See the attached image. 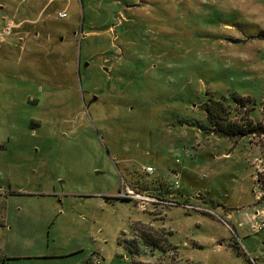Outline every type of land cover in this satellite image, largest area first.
Listing matches in <instances>:
<instances>
[{"label": "rangeland", "instance_id": "obj_1", "mask_svg": "<svg viewBox=\"0 0 264 264\" xmlns=\"http://www.w3.org/2000/svg\"><path fill=\"white\" fill-rule=\"evenodd\" d=\"M4 20V264H264V135L216 131L264 125V0H0Z\"/></svg>", "mask_w": 264, "mask_h": 264}, {"label": "trees", "instance_id": "obj_2", "mask_svg": "<svg viewBox=\"0 0 264 264\" xmlns=\"http://www.w3.org/2000/svg\"><path fill=\"white\" fill-rule=\"evenodd\" d=\"M216 131H218V133L220 134H224L231 137L243 136L248 134L264 135V125L261 122L248 123V125H238V124L230 123L229 125H226L224 128H217ZM5 260H6L5 256L3 255L0 256V264H4ZM134 264H148V263L138 261L135 262Z\"/></svg>", "mask_w": 264, "mask_h": 264}, {"label": "built area", "instance_id": "obj_3", "mask_svg": "<svg viewBox=\"0 0 264 264\" xmlns=\"http://www.w3.org/2000/svg\"><path fill=\"white\" fill-rule=\"evenodd\" d=\"M66 16H67L66 11H63V12L59 13V17H66ZM12 23H7L0 29V41L4 40L7 36H9L11 34V32L13 30V27L16 26V25H14ZM262 225L263 226H258V228L262 229V227H264V222L262 223ZM97 263L98 262H95L94 264H97Z\"/></svg>", "mask_w": 264, "mask_h": 264}, {"label": "crops", "instance_id": "obj_4", "mask_svg": "<svg viewBox=\"0 0 264 264\" xmlns=\"http://www.w3.org/2000/svg\"><path fill=\"white\" fill-rule=\"evenodd\" d=\"M64 10H62L61 12H63ZM67 13V12H66ZM58 16H59V14H58ZM68 16V15H67ZM66 16V17H67ZM60 18H65V17H60ZM16 23L15 21H13V20H9V21H6V20H4V23H3V25H5V24H7V23ZM22 24V22H17L16 23V25H19V27H20V25ZM229 216H232L230 213H229Z\"/></svg>", "mask_w": 264, "mask_h": 264}, {"label": "water", "instance_id": "obj_5", "mask_svg": "<svg viewBox=\"0 0 264 264\" xmlns=\"http://www.w3.org/2000/svg\"><path fill=\"white\" fill-rule=\"evenodd\" d=\"M97 99V95H94L93 97H92V100L91 101H95ZM91 101L89 102V104L91 103Z\"/></svg>", "mask_w": 264, "mask_h": 264}, {"label": "flooded vegetation", "instance_id": "obj_6", "mask_svg": "<svg viewBox=\"0 0 264 264\" xmlns=\"http://www.w3.org/2000/svg\"><path fill=\"white\" fill-rule=\"evenodd\" d=\"M90 102V101H89ZM91 104V103H90Z\"/></svg>", "mask_w": 264, "mask_h": 264}]
</instances>
